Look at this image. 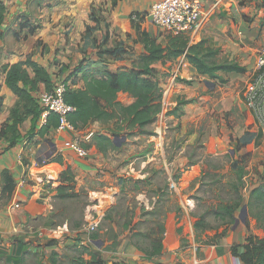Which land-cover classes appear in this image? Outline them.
Here are the masks:
<instances>
[{
    "label": "crops",
    "instance_id": "obj_1",
    "mask_svg": "<svg viewBox=\"0 0 264 264\" xmlns=\"http://www.w3.org/2000/svg\"><path fill=\"white\" fill-rule=\"evenodd\" d=\"M1 1L6 7V15L0 37V97L3 99L0 132L6 124L11 123L14 111L24 116L18 98L5 87V66L30 59L48 73L52 88L57 83H63L69 89L78 90L84 87L85 77H98L105 71L115 73L134 69V60L128 65L125 62L131 58L139 59L145 54L137 35L145 32L153 39V29L159 30L146 18L150 6L157 0ZM225 1L202 0L205 8L208 6L210 10L220 9ZM144 21L147 22L146 26ZM26 24L29 27H25ZM30 28L33 29L31 33ZM181 61L185 62L183 58ZM27 72L31 78L34 77L31 69H27ZM220 75L224 77L229 74ZM44 91L45 85L40 83L39 93ZM119 95L129 96L123 93ZM130 100L129 104L133 102L131 97ZM46 118L41 115L38 129L45 124ZM31 119L32 116L25 117L18 125L16 134L0 135V253L6 256L7 261L12 257V260L17 259L21 263L24 262V253L55 251L52 240L35 237L29 228H37V222H49L55 217L54 202L62 197L57 193V188L61 186L60 177L66 168L69 167L72 174V182L68 184L71 190L67 193L79 188L88 190L94 184L102 186L101 177L107 174L104 170L109 167L105 158L120 150H109L105 155L97 150L92 142L93 136L107 133L99 123L78 129L73 136L50 128L42 137L28 138ZM70 139H77L87 151L85 158H78L64 148V143ZM13 141L15 144L11 145ZM47 150L50 153L44 159L40 158ZM56 156L62 158L63 165L52 163ZM141 167L137 173L133 168L129 170L139 174V187L143 188V178L148 174L142 171L144 164ZM164 169L168 172L167 166ZM5 173L15 183L10 197L2 194ZM168 187H171L170 184H166ZM98 188L88 191L91 204L86 208L90 209L98 202L106 213L114 205L118 189L114 186ZM146 191L139 190L136 195L140 209L145 212L160 209L162 213L160 195L149 198ZM93 194L97 200L92 198ZM173 212L171 209L164 212L165 234L160 256L145 261L131 242L130 226L123 229L121 225V237H115L112 232L117 227L114 224H109V232L92 242L91 249L95 252L90 254H95L107 264H237L231 248L242 246L248 237L257 235L253 231L255 221L249 230L246 220L239 219V223L235 225L234 222L224 235L199 242L195 239L191 218L183 214L179 219ZM19 244L23 245L21 249ZM59 247L62 248V242L57 244V251Z\"/></svg>",
    "mask_w": 264,
    "mask_h": 264
},
{
    "label": "rangeland",
    "instance_id": "obj_2",
    "mask_svg": "<svg viewBox=\"0 0 264 264\" xmlns=\"http://www.w3.org/2000/svg\"><path fill=\"white\" fill-rule=\"evenodd\" d=\"M206 8L208 15L192 42L207 40L210 47L220 50L219 60L238 62L247 72L224 75L226 84L220 85L199 76L194 68L182 63L181 58H163L152 64L153 79L162 91V110L155 122L145 129V135L130 136L126 141L121 133L114 138L120 150L106 156L109 167L104 170L107 174L101 177L102 186L94 184L88 190L79 188L68 192L66 198L54 202L52 221H39L37 226L55 227L67 223L71 230L79 229L84 223L85 208L91 204L88 191L98 187L100 190L103 186H114L118 193L114 205L106 212L110 216L109 222L103 223L94 233L98 238L109 232V224L117 227L112 232L115 237H121V225L129 223L131 242L141 246L148 243L141 237L132 238L135 233H148L154 225L145 214L148 211L140 209L136 201V195L142 189H147L149 198L160 195L162 213L171 209L179 219L186 214L192 225L201 220L207 230L198 232L195 239L199 242L219 236L231 227L216 216L222 212L220 207L232 206L240 198V207L234 213L239 223L250 192L264 188V129L259 128L244 103L245 86L264 50V0H226L220 9ZM144 24L146 26L147 22ZM137 38L141 41L139 35ZM170 38L166 32L153 29L157 44L165 46ZM131 60L136 68L139 59H128L125 64ZM118 101L123 105L131 102L130 96L126 95H119ZM179 101L190 103L182 106V115L176 118L173 111ZM112 127L110 124L101 128ZM49 153V150L43 152L40 158L44 159ZM142 164L145 166L142 171L148 174L143 178V188L139 187V174L129 170L133 168L137 173ZM241 170L242 179L238 181ZM166 184L171 187L166 188ZM236 184L239 185L238 194L234 190ZM256 212L255 206L247 207L244 220L248 229L255 221L252 216ZM253 231L257 235L251 237L264 239V232L257 223L253 225ZM85 241L82 235L52 240L55 251L24 253L22 263L12 257L7 261L0 253V264H88L90 252L95 251ZM59 242H62V248L57 251Z\"/></svg>",
    "mask_w": 264,
    "mask_h": 264
},
{
    "label": "trees",
    "instance_id": "obj_3",
    "mask_svg": "<svg viewBox=\"0 0 264 264\" xmlns=\"http://www.w3.org/2000/svg\"><path fill=\"white\" fill-rule=\"evenodd\" d=\"M5 15L6 7L0 0V37ZM25 27L29 26L26 24ZM29 31L31 33L33 29L30 28ZM140 37L145 54L139 58V64L136 68L115 73L105 71L94 78L85 77L82 89L72 90L67 88L64 94V102L75 108V112L69 116L68 120L77 130L93 123H99L102 126L113 125L112 128L106 130V134L94 135L92 138L93 144L103 155L109 150L117 149L113 139L121 133H124L123 136L127 139L130 136L145 135V129L152 125L161 113L162 91L157 81L153 79L154 69L151 67L155 62L163 58L174 60L183 58L199 76L205 77L211 82L217 81L220 85L226 84V80L220 75L221 73L243 75L247 72L246 68L238 62L226 59L219 60L220 50L210 47L205 39L190 44L189 39L186 37L171 36L172 38L169 39L168 43L162 46L157 44L145 32H141ZM27 69L33 71V78L29 76ZM3 72L5 74V87L18 98L24 116H19L18 111H14L11 123L3 127L0 135L4 136L6 133L16 134L18 125L28 116H32L31 128L27 134L28 138L33 136L42 137L50 128L57 129L59 122L58 117L54 114L47 116L45 124L38 129V121L43 110L37 102V95L40 83L45 85L47 92L52 90V82L48 73L31 62L30 59L5 66ZM120 93L128 94L133 102L126 106L122 105L117 100ZM189 103V101H179L173 115L176 118L182 115V106ZM2 106L3 99L0 97V113ZM13 144H15V141L11 142V145ZM51 161L63 165L60 156L54 157ZM242 175L243 171L241 170L238 173V181H241ZM60 180L61 186L57 188V193L62 196L61 198H66L68 196L66 191L71 190L68 184L72 182L69 167L61 174ZM3 181L2 194L10 197L15 189V183L7 173L3 174ZM234 190L236 194L239 193L238 184L234 186ZM240 201L239 198L232 206L220 207L222 212L216 217L227 225H233L235 222L234 213L240 207ZM252 205L257 208V212L252 217L264 232L263 187H258L250 192L247 207ZM145 214L149 216V220L154 224L153 227L146 234H133L132 238L141 237L143 240L148 241L147 244L144 243L142 246L138 243H134L133 246L143 255L145 261H150L163 253L165 215L161 213L160 209ZM106 220H110V216L107 214L104 218V221ZM129 225V223H124L122 227L127 229ZM203 225L201 220L194 223L193 230L196 238L198 232L207 230V227ZM225 232L226 230L222 234L224 235ZM97 238L93 234L90 237L91 242L96 241ZM143 240L141 239V241ZM22 247L23 245L19 244V249ZM231 249L233 256L239 259L241 264H264V239L250 236L244 245L233 246ZM90 259L88 264H103L95 254H90Z\"/></svg>",
    "mask_w": 264,
    "mask_h": 264
},
{
    "label": "built area",
    "instance_id": "obj_4",
    "mask_svg": "<svg viewBox=\"0 0 264 264\" xmlns=\"http://www.w3.org/2000/svg\"><path fill=\"white\" fill-rule=\"evenodd\" d=\"M208 12L205 11L202 0H157L150 6L146 18L155 28L173 37H186L189 39V43L193 44L192 39L198 33ZM66 89L65 84L57 83L51 91L38 93L37 102L43 110L44 118L50 114L58 117V132L73 136L77 129L69 122L68 118L75 112V108L64 102ZM244 103L252 112L259 128L264 129V50L260 52L256 69L245 86ZM64 148L73 152L78 158L87 156V151L77 139L66 141ZM95 200H97L96 197ZM105 215L104 208L97 202L90 209L86 208L84 223L77 230H71L68 224L64 223L55 227L29 228V232L39 239L48 240H60L62 237L82 235L86 240L85 243L91 245L90 237L104 223ZM236 261L237 264H241L239 259Z\"/></svg>",
    "mask_w": 264,
    "mask_h": 264
},
{
    "label": "water",
    "instance_id": "obj_5",
    "mask_svg": "<svg viewBox=\"0 0 264 264\" xmlns=\"http://www.w3.org/2000/svg\"><path fill=\"white\" fill-rule=\"evenodd\" d=\"M211 85H212V87H214V84H213V83H211ZM263 114H264V106H263ZM246 214H247V212H246V207H243V208H242V213H241V215H240V219H241L242 221H244V218H245ZM237 223H238V221L236 220V221H235V225H237Z\"/></svg>",
    "mask_w": 264,
    "mask_h": 264
}]
</instances>
